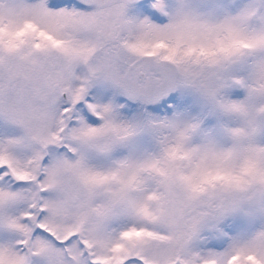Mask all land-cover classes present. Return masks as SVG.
I'll use <instances>...</instances> for the list:
<instances>
[{
    "label": "snow or ice",
    "instance_id": "1",
    "mask_svg": "<svg viewBox=\"0 0 264 264\" xmlns=\"http://www.w3.org/2000/svg\"><path fill=\"white\" fill-rule=\"evenodd\" d=\"M0 264H264V0H0Z\"/></svg>",
    "mask_w": 264,
    "mask_h": 264
}]
</instances>
